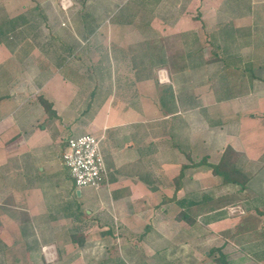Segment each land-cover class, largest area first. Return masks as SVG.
I'll list each match as a JSON object with an SVG mask.
<instances>
[{"label":"rangeland","instance_id":"1","mask_svg":"<svg viewBox=\"0 0 264 264\" xmlns=\"http://www.w3.org/2000/svg\"><path fill=\"white\" fill-rule=\"evenodd\" d=\"M211 2L0 0V23L25 13L24 19L31 23L20 25L19 29L17 27L8 41L2 39L0 96L18 92V75L21 73L18 60L24 55L25 50L21 52V46L25 37L39 48L32 55V62L38 64L45 62L42 59L45 55H40L41 47L46 54L49 53L46 47H50L53 52L63 42L77 47L86 41L89 42L86 55L95 60L97 53L104 55L108 46L112 47L116 43L127 47L126 53L131 57V62L117 65L119 74L134 70L140 80L152 78L157 81L160 70H167L172 79L168 77V82H161L165 89L170 88L172 82L181 89L182 82L176 78L178 73H182L181 76L186 74L183 88L192 94L196 93L194 98L199 102L201 100L197 111L198 127L201 128V145L198 146L197 157L207 158L209 164H217L223 145L215 137L217 130L224 128L231 140L236 141L240 135L236 128L243 123V119L257 124L260 113L263 115L260 121L264 123V108L256 109V103L253 102L258 97L264 100V0H225L220 9L228 17L219 20L211 14L215 8ZM63 6L68 8L64 9ZM175 10L184 13L187 19L195 15V20L202 25L179 35H174L176 33L173 30L162 32L160 26H169L177 20L176 17L168 18ZM30 11L33 12L32 16L29 15ZM234 20L238 26L236 28ZM117 23L123 26H114ZM82 24L88 30L91 26L100 29L90 32L82 29ZM75 56L78 55L74 53ZM73 67L77 69L79 64ZM87 67L97 68L93 63H87ZM108 69L110 76V65ZM142 89L141 86L137 94V107L159 101V93H147V90ZM124 95L125 91L122 92ZM220 96L238 103L243 113L234 112L229 107L225 111L219 109L215 102ZM3 99L4 102L14 103L10 98ZM248 99L251 101L249 106L243 105V101ZM187 104H193L191 99L186 100ZM247 107L250 110L245 113ZM189 109L192 108H187V111ZM222 112L225 117L219 121L218 113ZM8 138V135H0V264H145V258L150 260L146 263L155 264V258L143 257L144 243L155 252L159 248L158 243L151 240L152 236L147 235L144 240H140L131 230L123 231L116 224H113L115 228H111L112 224L97 222L99 205L95 200L94 189L83 188L80 198L65 166L61 168L62 175H57L55 179H38L39 189L43 191L40 199L45 201L46 207L33 208L40 199L38 202L33 201L36 196H32V193L21 194L27 196L24 205L17 198L18 193L3 190L8 179L6 173L13 163L9 160L3 162L6 156L3 147L7 145ZM257 140L250 136L246 145L235 143L239 164L250 178L245 189L224 185L218 176L210 175L212 169L205 166L208 177L201 181L203 188L199 196L205 194L215 201L211 205L205 204L206 211L201 215L197 214V209L194 210L196 216L199 215L196 235L190 239L189 229H185L184 237L172 249V256L164 261L165 264H197L199 260L201 264H218L216 261L221 254L225 256L227 264H264V256L259 257L261 249L264 254V140ZM207 146L215 147L210 156L205 154ZM57 161L61 163L63 160L58 156ZM43 180L48 190L41 186ZM190 189H193V185L187 184V193H191ZM76 207H79V212L74 209ZM71 208L74 209L72 215L69 213ZM209 209L212 213L206 215ZM85 210L92 214L86 216ZM100 217V221L111 222L108 218ZM104 227H110L112 234H104L108 230ZM136 228L142 231L143 226ZM72 234L82 236V243H72ZM48 248H51L48 250L52 252L51 257H46ZM160 258L162 262L163 258Z\"/></svg>","mask_w":264,"mask_h":264},{"label":"crops","instance_id":"2","mask_svg":"<svg viewBox=\"0 0 264 264\" xmlns=\"http://www.w3.org/2000/svg\"><path fill=\"white\" fill-rule=\"evenodd\" d=\"M223 1L225 0H212L215 8L211 10V14L217 17V20L228 17V14L220 9ZM203 15L207 16L205 13ZM171 17H176L177 20L169 26L162 23L163 26H160L162 32L173 30V33H176L174 35H179L202 25L200 21L195 20V15L187 19L184 13L178 10L177 12L175 10L174 14H169L168 18ZM234 25L235 28L238 27L236 22ZM114 26L122 27L123 24L117 23ZM81 27L90 32L100 29L91 26L88 30L84 24ZM26 38L22 39L24 46H21V52L25 50L24 55L18 60L21 66L18 92L0 96V135L5 134L9 137L6 140L7 145L3 147L6 153L3 162L7 160L13 162L6 173L8 179L3 190L18 193L17 198H20L21 203L27 198L21 194L32 193V196H36L33 201L38 202L42 191L39 189L38 179H55L57 175H62L61 168L64 166L62 152L66 147V141L84 134L101 138V152L108 175L102 186L94 189L95 200L99 205L97 222L112 224L111 228L116 224L118 229L123 231L131 230L140 240H144L147 235L152 236L151 240L157 242L159 248L155 252L144 243L143 257L155 258V264H165L164 261L172 256V249L178 246L184 237L185 229H189L190 239L196 235V225L191 227L185 221L177 220V215L182 210L179 201L186 198V185L192 184L193 189L190 191L198 190L200 193V189L203 188L201 181L208 177L205 166H196L182 172L184 166L201 160V157H197L198 146L201 145L197 111L201 100L197 101L194 98L196 93L192 94L183 88L186 74L177 75L176 79L182 82L181 89L173 82L170 88L165 89L159 80L152 78L140 80L134 74V70L119 74L117 65L128 63L131 57L126 53L127 47L118 46L116 43L112 47L109 45L104 55L97 53L95 60L86 55L89 51V42L86 41L77 44L79 45L77 47L63 42L60 50L53 52L50 47H46L49 50L47 55L42 52L41 47L40 55H45L42 58L45 62L33 63L32 55L39 48ZM83 49L86 51H82ZM74 53L78 56L74 57ZM87 63H93L97 68L89 69ZM76 64H79L77 69L73 67ZM108 65L111 66L110 76ZM167 74L169 77L168 72ZM141 86L147 93H159V101L149 106L137 107V94ZM124 91L125 95L122 96ZM4 97L10 98V101L12 99L14 105L9 101L4 102ZM187 99H191L193 104L186 105ZM218 99L215 103L219 109L225 111V108L229 107L233 108L234 112L243 113L244 110L239 108V104L231 102L230 98L220 96ZM249 99L244 100L243 105L249 106L251 103ZM42 101L49 104V109L45 108ZM253 102L256 103L254 106L256 109L264 108L263 99L258 97ZM187 108H192L193 111L192 109L187 111ZM248 108L245 113L249 112ZM222 113H218L219 121L224 120L225 113ZM258 118L257 124H251L249 120L243 119V123L236 128V131L240 132L238 135L240 138L237 137L236 141L231 140V136L224 128L217 130L214 133L215 137L223 143L220 153L222 154L228 145L237 151L235 143L246 145L250 136L257 138V142H263L264 137L261 136L264 135V123L260 121L263 115L259 113ZM213 148L215 149L207 146L208 151H205V154L210 156ZM58 156L61 163L57 161ZM181 172L184 174L183 184L182 188L177 190L175 179ZM12 184L14 187H11ZM41 186L49 189L44 180L41 181ZM79 196L81 198V191ZM214 201L211 197L207 205ZM33 206L39 209L46 207V204L40 199L39 203ZM79 207L74 209L79 212ZM200 207L198 205L192 207V214H195V209L199 213ZM74 209L71 208L70 215ZM84 212L86 216L92 214L88 210ZM100 215L111 222L100 221ZM140 225L143 226L142 231L136 228ZM104 228L108 229L103 232L104 234H112L110 227ZM259 253V257L264 256L262 249ZM159 256L163 258L162 262L159 261L161 259ZM145 260L150 261L146 258ZM200 261L197 264H201ZM146 262L145 264H148Z\"/></svg>","mask_w":264,"mask_h":264},{"label":"trees","instance_id":"3","mask_svg":"<svg viewBox=\"0 0 264 264\" xmlns=\"http://www.w3.org/2000/svg\"><path fill=\"white\" fill-rule=\"evenodd\" d=\"M27 14H20L15 18L12 19H5L0 23V41L2 42V39L5 41H8V38L11 36V34L16 31L17 27L23 24H29L30 22L26 21L24 18ZM30 16L33 15V12L30 11ZM10 43V42H8ZM45 108L49 109V104L45 101H42ZM189 158V155H187ZM191 161V160H190ZM196 166H209L212 169V173L214 176H218L221 178L222 183L224 185H236L241 187L242 189H245L247 184L250 182V178L244 173L242 170L240 164H239V153L230 145L225 147L223 150L220 160L217 164H209L207 161V158H202L199 162H191V164L188 166H184L182 168V172L189 168H193ZM180 174L179 177L175 179L176 189L182 188V178L184 177V174ZM190 184V183H187ZM187 188V185H186ZM198 193H197V192ZM191 191V193L186 194V198L179 201V204L182 205V210L177 215V220L179 221H185L189 226L193 227L194 225H197V217L196 214H192V207L198 205L201 206L199 208V215L202 214V212L206 211L205 204L210 201L211 197L208 195L203 194L202 196H199V191ZM196 192V193H195ZM199 197H198V196ZM212 212L211 209L206 213L209 214ZM208 219V218H207ZM78 236V234H72L71 235V242L74 244H81L83 241V237ZM211 253V252H210ZM216 263L218 264H227L225 256L222 254L220 255V258L217 259Z\"/></svg>","mask_w":264,"mask_h":264},{"label":"built area","instance_id":"4","mask_svg":"<svg viewBox=\"0 0 264 264\" xmlns=\"http://www.w3.org/2000/svg\"><path fill=\"white\" fill-rule=\"evenodd\" d=\"M158 75L160 82H168L166 70H160ZM62 160L78 191L89 187L99 189L107 178L108 170L101 152V138L94 135L84 134L69 138L62 152ZM50 249L46 250V257H51L52 252L48 251Z\"/></svg>","mask_w":264,"mask_h":264},{"label":"water","instance_id":"5","mask_svg":"<svg viewBox=\"0 0 264 264\" xmlns=\"http://www.w3.org/2000/svg\"><path fill=\"white\" fill-rule=\"evenodd\" d=\"M78 195L80 194V191H78V193H77Z\"/></svg>","mask_w":264,"mask_h":264}]
</instances>
